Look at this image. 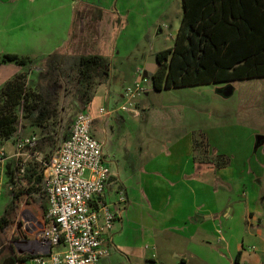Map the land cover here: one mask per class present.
<instances>
[{
  "label": "crops",
  "instance_id": "0c3cea01",
  "mask_svg": "<svg viewBox=\"0 0 264 264\" xmlns=\"http://www.w3.org/2000/svg\"><path fill=\"white\" fill-rule=\"evenodd\" d=\"M95 8L102 11L99 21L92 20ZM182 13V0H0V39H13L15 33L20 49L12 52L0 44V55L28 51L45 58L60 52L111 59L110 79L95 92L99 105L90 108L94 117L101 108L110 113L97 117L104 126L101 134H92L112 176L101 200L117 216L105 235L108 255L100 264H123L114 257L128 264L261 262L260 255L250 263L244 255L250 244L264 250V140L257 144V137H264L258 134L264 132V78L244 80L261 82L230 113L204 100L185 105L181 92L214 86L219 97L229 98L236 82L161 92L146 83L132 101L135 111L120 110L130 87L112 88L151 79L158 67L150 65L151 72L146 59L165 50L153 44L171 20L175 41ZM13 14L18 22L7 27ZM117 17L125 21L118 35ZM136 34H141L138 41ZM8 67L3 84L15 75L14 66ZM151 95L161 98L151 103ZM9 143L3 146L7 153L13 150ZM226 159L228 165L219 166ZM0 202L6 203L3 195Z\"/></svg>",
  "mask_w": 264,
  "mask_h": 264
},
{
  "label": "trees",
  "instance_id": "16d2710c",
  "mask_svg": "<svg viewBox=\"0 0 264 264\" xmlns=\"http://www.w3.org/2000/svg\"><path fill=\"white\" fill-rule=\"evenodd\" d=\"M182 17L174 45L159 51L158 68L151 75L155 92L185 87L264 78V0H182ZM100 9L95 8L93 21L101 20ZM116 35L125 27V21L114 20ZM29 56L1 54L0 64L26 67L33 64ZM38 93L26 85L27 74L22 72L0 88V140L10 141L20 124L17 109L22 107L23 118L30 127L43 132L53 129L58 117L57 96L52 88L65 79L77 86V96L83 108L95 98L96 89L107 84L112 70L111 59L101 55H68L60 52L43 59ZM51 143L53 138L47 136ZM52 156H47L48 161ZM228 165V160L219 166ZM43 167L30 163L25 175L28 194H37ZM21 191V190H20ZM5 205L0 216V233L22 192ZM45 202V201H44ZM46 214V202L41 206ZM19 257L7 256L2 264H18ZM22 263L28 261L20 260Z\"/></svg>",
  "mask_w": 264,
  "mask_h": 264
},
{
  "label": "built area",
  "instance_id": "2783aa9c",
  "mask_svg": "<svg viewBox=\"0 0 264 264\" xmlns=\"http://www.w3.org/2000/svg\"><path fill=\"white\" fill-rule=\"evenodd\" d=\"M150 82L145 78L127 88L128 102L120 110L135 111L133 99ZM98 113L110 115L103 108ZM92 124L89 114H77L68 137L48 161L39 156V138L34 135L15 137L11 153L0 147V197L7 189L13 199L26 186L30 163L43 167L37 195L46 202V225L28 264H100L108 255L105 235L117 216L101 200L112 176L102 144L92 134Z\"/></svg>",
  "mask_w": 264,
  "mask_h": 264
},
{
  "label": "rangeland",
  "instance_id": "374dc122",
  "mask_svg": "<svg viewBox=\"0 0 264 264\" xmlns=\"http://www.w3.org/2000/svg\"><path fill=\"white\" fill-rule=\"evenodd\" d=\"M14 12H16L14 10ZM22 14V13H21ZM20 14V16H21ZM18 14H13L10 18V21L8 20L7 24L2 22L3 24H6L7 27H12V25L16 24L18 22L17 17ZM176 21L171 20L170 26L165 27V34L164 37L161 38L158 42H155L153 44V47L156 49H166L169 47H172L174 42L171 40L173 34V30H175ZM13 29V28H11ZM10 29V30H11ZM14 30V29H13ZM14 32H16L14 30ZM141 34H136V40L138 41ZM18 38L17 35L14 33L13 39L6 38V40L0 39V44L4 47H8L7 49H10L9 51L12 52H18L17 47L18 45ZM143 41V40H142ZM143 46L146 45L145 42H142ZM152 43V42H150ZM147 48L150 47V45H146ZM1 53V52H0ZM32 52L27 51V55L31 58H33ZM20 56H25L22 54H19ZM153 56V55H151ZM149 56L146 61L148 62ZM43 59L44 58H34L33 64L27 65L26 67L22 68L19 67L16 64H12L13 71L15 72L16 77L18 74L24 72L27 74L26 78V85L28 88H31L35 93H38L40 83L44 86V81H40V74L43 72ZM149 66L152 65V63H147ZM10 64H0V88L6 83H1V81H6L8 79V69ZM12 79V78H11ZM10 79V80H11ZM261 81L253 80V81H244V82H236L233 84L235 90L231 97L229 98H223L219 97L217 94V91L214 86H205V87H197L194 89H190L188 93H185L187 91L181 92L183 94L181 97L183 98L185 96V105L188 106H197L199 100L203 101L208 104H213V108H217L219 112H229L230 108H233L234 105L240 104L242 105L243 98L248 96L250 93H254L258 90V85H260ZM105 85V84H104ZM122 85H125L124 87H130L133 88V82L127 81L121 85H112L113 90L114 89H121ZM52 93H54L58 98V106H59V113L58 117L55 119L53 129L50 132H43L40 128L37 127H30L28 126V123L23 118V109L22 107H19L17 109V113L19 116L20 124L18 127L17 134L9 141V144H12V148L15 142V137H21V136H36L39 138V144L37 147V152L40 154L42 161L45 160L47 156H53L55 155L64 139H66L70 133V129L72 126V122L75 119L76 115L79 113H87L89 114L93 119V124L91 126V131H96V135L101 134V128H103V124L100 122H104L103 118H100V121L97 117H101L99 113L94 117L90 113L91 109H97L99 105V99L94 100L87 108H83L81 106L78 96H77V86L71 83H68L65 79L61 80L58 85H56L51 90ZM194 93L197 96H192ZM161 98L160 96L151 95L149 101L153 103L154 100L157 98ZM101 104V103H100ZM113 104V103H112ZM123 104V101L119 103L118 107H120ZM252 123L251 121H248ZM261 132H258L260 135L261 133H264L263 130H260ZM94 133V132H93ZM262 135V134H261ZM50 136L53 138V141L51 143L45 141V137ZM95 136V135H93ZM17 139V138H16ZM6 142L0 140V147L5 146ZM10 148V147H9ZM260 156H264V146L260 148ZM121 158V157H120ZM40 165V164H38ZM21 190V191H20ZM17 191V193L20 191L22 193L19 200L16 202L14 206V210L12 214L9 216L8 223L4 227L3 231L0 233V264L2 263L4 257L8 255H15L19 257L18 264H22L20 261L21 259L27 260L30 256L36 254V246L38 241L41 238V231L42 228L45 227L46 223L44 220V216L42 213L41 206L43 203H45L44 198L38 197L37 194H28L25 191L23 192L22 189ZM2 195L4 196L5 204L4 202H0V216L3 215L5 205L10 203L12 201L11 195L9 194L7 189H4L2 192ZM251 245H254L253 248H251ZM248 251L245 252L244 259L245 261L253 262L255 259V255L262 256L260 264H264V250L263 248L258 244H250ZM114 262L122 261L123 264H128L125 259H116L113 258ZM263 261V262H262ZM28 264V263H27Z\"/></svg>",
  "mask_w": 264,
  "mask_h": 264
},
{
  "label": "water",
  "instance_id": "95a60500",
  "mask_svg": "<svg viewBox=\"0 0 264 264\" xmlns=\"http://www.w3.org/2000/svg\"><path fill=\"white\" fill-rule=\"evenodd\" d=\"M148 63H152L153 65H156L158 67V63H157V57L155 55L151 56L148 60ZM149 70H151V72H154L153 70V66H150L149 67ZM151 84V82H150ZM264 140V137L263 136H258L257 137V144H260L261 141Z\"/></svg>",
  "mask_w": 264,
  "mask_h": 264
}]
</instances>
